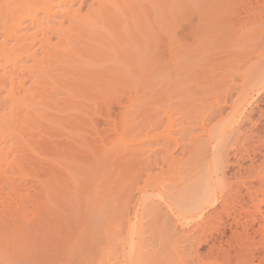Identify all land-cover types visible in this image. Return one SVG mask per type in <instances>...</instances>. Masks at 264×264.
Instances as JSON below:
<instances>
[{"label": "rangeland", "instance_id": "374dc122", "mask_svg": "<svg viewBox=\"0 0 264 264\" xmlns=\"http://www.w3.org/2000/svg\"><path fill=\"white\" fill-rule=\"evenodd\" d=\"M36 1L40 2L39 0H33L32 5L35 9H38V5H35ZM54 1H50V4L53 5L51 8L56 12L55 14H57V11H60V13L57 16L53 15L54 12L49 14L50 20L47 19L48 22L44 17L46 15L44 14L45 10L44 12L39 10L33 12L34 8L27 5L22 7L25 11L24 9L20 10L23 15L28 7L27 13L30 11L28 14L31 11V14H36L35 23L32 20L30 21L29 16L24 19L22 17L19 23L21 28L19 26V29L17 28V31H15L18 39L30 34L29 39L27 38L29 41H31L30 36H36L37 34L38 38H36L38 40L32 37L35 41L32 40L34 44L32 48H28V52H26L28 49L25 48L24 41L23 44L21 43L24 47L22 50L20 45L17 47L14 45L15 36L13 40L11 35V38L7 35L9 39L6 38L5 42H7L5 44L3 40L6 35L2 36L1 34L0 36V44L3 43L1 47L7 49V54L10 53L9 50H12V48L14 51L18 50V53L15 52V54L11 51L13 54H8V58L5 56L6 53L4 55V49H1L2 53L0 51V55H2L0 56V264H62L63 261L59 259L61 256L64 257L65 263L63 262V264H68V262L70 264L72 260L73 263L71 264H75L80 258L78 256L80 254L77 251L79 246L75 248L76 246H73V243L83 236H80V233H77L78 230L75 229L77 230L75 233L78 235H64L63 232L64 234L57 238L59 236L58 230L50 229L52 226L61 229L59 228L60 225L65 228L69 226L68 222H72L74 225L79 223V226L80 222H84L83 225L85 224L84 227L88 225V230L90 227L92 229L93 227L96 228L93 229V232L97 233V236L92 234L96 236L94 238L91 235L92 231H85L81 225L84 231L82 233L81 230V233L84 236L89 234L90 238L88 240H94V244L89 242L93 244L92 246H96L95 240L97 239L103 241H100L102 242V244L100 243L102 252H99L98 255H101V259L102 256L107 255L108 263H106L107 260L104 257L103 263L96 258V264H128L127 259L130 256H133L134 259L137 258L139 264H201L200 262L203 264L205 263L203 260L206 259L209 264L215 261L214 264H236V261L232 258L234 255L233 248L230 250V247L236 245L234 237H237L235 231H239V226L234 231L235 224L233 223L235 221L231 220L230 216L227 220H224L226 223L232 224L229 226L227 224L226 227L230 228L232 226L230 229L234 232L229 231V228L224 227L221 222L219 224L216 218H212L213 220L216 219L215 222L208 220L215 213L217 215V211L224 205L219 194L221 193L220 189H224L226 181L228 182L227 185L231 183V189L229 187L228 189L231 190L232 195L242 185L239 191L235 193L237 199H235L234 205L231 201L234 200V196L227 201L231 204V207L232 205L235 206V203L237 207L241 204L245 207L244 211H247V214L243 213V217L250 223H252V217H254L253 220H257L256 223L254 222V229H257L259 225L263 226L261 238L258 237V235H261L259 233L252 235V231H250V234L256 236L254 237L255 243H258V245L262 243L263 245H261L264 246V0H126L127 6H132L131 10L128 7L126 9L124 0L122 4V0H118L120 2L118 5L121 4V7L124 5L123 8L127 11L129 9L132 16L130 19L129 13L123 12L125 10H122L121 7H119L122 10L120 14V9H116L118 5L115 6V1L112 3L115 8L113 5V8H110L112 7L111 3L109 8H106L108 5L104 7L107 11H113V9L119 11V13L113 12L116 15L125 13L126 16H123L128 23L123 21L124 17L121 19L114 14L117 19L111 18V11L108 12L109 15L106 9L101 8L105 5L101 2L102 6L99 7L101 13L104 10L107 13L105 17L104 12L101 14L104 17L103 20L105 19L104 22H106L104 27L102 26L105 23H101L102 21H98L100 24H97L94 23L95 19L92 20V18H96L97 14L95 16L94 14L100 12L99 10L94 14H89L92 5L95 4L94 1L76 0L75 2L73 0V4L70 2L71 0L67 4L60 0ZM2 3L0 0V6H2ZM62 3L61 8L59 6ZM56 4L61 9L58 10ZM137 5L136 10L135 6ZM96 6L98 7V5ZM2 7H4V3ZM29 8L31 9L29 10ZM62 9L64 12L70 11L71 15L74 14L79 18V20L76 19L78 26L81 21L80 18H86L89 14L94 16L90 18L91 22L94 21L93 23L98 25H95L96 28H93V31L99 28V30L104 29L105 32L107 26V30L110 29L112 34L107 31L109 36L107 38L108 36H105L107 33L100 34L102 37L99 36L98 32L101 33L102 30H96L97 33H94L93 36L91 34L93 32L89 33L90 36L89 34L88 36L93 43L95 42L91 45L85 40L83 41L85 37L90 39L85 36L87 33H82V30H79L84 38L78 41L81 34L77 32L80 27L78 28L75 21V27L77 26L78 29L74 30L76 32H74V37L73 34L69 33L73 40H71V43L66 44L69 46L71 44L70 49H74L75 54L80 53V56L69 55L67 52V58H64L61 57L63 52L61 51V55H59L60 51L58 50L57 52L54 50L52 54H49V49H51V53L54 44L58 46L65 39V37L64 39L57 38L58 32L70 27L69 22L71 21L65 20H69L70 17H67L66 14L68 13H66L64 18ZM78 10L79 13H76ZM6 11L4 8H0V31H3L4 24L8 29V25L11 23V20L6 23L2 20L5 19ZM88 11L89 13H87ZM10 13L8 11V18L11 19ZM70 19L73 20L72 17ZM62 20L65 21L62 22ZM97 20H99V17ZM30 22L34 26L29 24ZM45 22L54 32L47 29L49 27H46ZM60 22L64 23L65 27L59 25ZM124 22L125 24H123ZM38 23L43 25L45 23V25L42 26ZM74 23L71 22L73 29L75 28ZM121 23L123 25H120ZM165 23H168L169 26ZM41 26L42 28H40ZM121 26H124L122 29L127 26L128 31H126V28L121 30L123 34L120 31ZM43 27L47 29V32L45 31V33H48L46 34L47 37L42 34L45 30ZM81 27L83 29V25ZM67 31H64L63 34L61 32V34H67ZM76 34H79V36ZM193 34H196L195 41L190 37L194 36ZM64 36L67 37L68 34ZM42 37L47 38V41H45L46 38L44 40L45 44H42ZM60 38L63 40L62 42H59ZM105 38L110 43L107 42L106 44ZM151 39L152 43L149 42ZM40 40L42 43H40ZM76 40L87 43V45L80 43L79 46ZM28 43L26 44L29 47L31 44ZM104 43L109 50L104 46ZM151 47L154 48H152L153 52ZM181 48H185L184 50H187V53ZM113 51L115 55H112L114 54ZM47 54L50 57H56L57 60L55 58V60H50ZM77 56L81 57L82 60ZM70 57L74 59L72 60ZM58 58H60L59 61ZM75 59L79 60L75 62ZM134 59H139V61ZM3 61L4 63H2ZM47 61L49 63L52 61L60 62L59 67L56 63L58 71L56 66V70L52 67L54 63L50 66ZM116 61L119 63H116ZM39 63H43V65L45 63V66L49 64L48 66L53 70L47 72L48 68L44 67V70L40 71L43 66L39 70V65H41ZM113 63L114 65L116 63L117 67ZM35 66L38 69H34ZM62 70L64 71L62 72ZM162 156L167 157V159L164 157L166 161ZM163 160L165 162H162ZM215 167H218V169L216 170ZM44 186L52 187L54 191H50L55 193L54 197L61 199L53 200L54 193L50 192L52 198H47L51 199L54 204L56 201V207L65 210V206H68L66 209L72 210H67L70 213L68 217H62L61 213L64 211H60L56 207L53 209V214H58L57 222L59 221V224H52L49 217L43 213V209L40 211V208L35 207L33 209L35 210L33 211L35 217L30 211L32 205H36L41 200L42 196L40 194L45 192L46 189ZM41 187L44 190H40ZM39 190L43 192L39 194ZM214 191L218 197L208 199L207 196V200L205 198L206 193L212 196V194H215ZM225 191L222 190V193ZM203 198L208 201V204L212 200L214 202L212 201L211 206L205 202L206 205L203 204L207 207H203V210L202 207L200 208L204 211H201L204 214L202 215L203 219L201 218L204 220L202 223V221H199L200 217H197L196 211L198 208L195 211V203L200 206L202 203L199 201ZM215 199L217 203H215ZM35 201L36 203H34ZM68 203L70 204L68 205ZM224 203L227 205L226 202ZM57 204H60V206ZM71 204H74L73 209L69 208V206H72ZM27 206L28 214L25 213L26 210L22 212V209ZM93 211L97 212L93 213ZM88 212L89 214H87ZM7 213L10 215H7ZM23 213H25L24 216ZM76 213H79V216ZM19 214L22 220L19 219ZM71 214L72 217H70ZM103 214L107 217H104ZM230 214L233 213L230 212ZM76 215L79 218H76ZM225 215L222 214V216ZM25 216L28 218H24ZM96 216L101 219L98 218V221ZM225 217L227 218V216ZM53 218L56 221L55 215ZM87 218L89 219L86 220ZM244 218L242 219L244 220ZM191 219L195 220V223ZM260 219L263 220L260 221ZM19 220H21V223ZM76 220H80V222L77 223ZM102 221L103 223H100ZM257 222L261 223L257 224ZM205 223L210 226H204V229L201 224ZM210 223H214L216 226L217 224L221 225L222 229L221 226H214L217 229L220 227V233L217 229L214 230V224L211 226ZM195 224H200L198 229L201 227L204 230L203 236L205 235L204 237L208 239L201 236V231L197 230ZM78 225H76V228H78ZM201 228L200 230H202ZM25 229L30 231H27L24 235ZM98 229L99 231L100 229L104 230V234L103 232L101 234ZM48 230L50 236L47 235ZM106 230L109 232L107 233ZM222 230L225 236L219 238ZM40 231L43 233L39 234L40 236L45 237L46 235L47 237V239L44 238V241H48V237L52 238L53 241L55 240L54 244H56V241H63L65 245H70V247L69 245L68 247L62 245L63 249H65L64 247L70 249L62 250L61 243L57 245L60 247L58 249L56 245L54 247L53 241H51L52 246L49 244L52 250L47 247L49 245L46 242L47 246L44 245L45 243L44 246L39 243L42 247L39 248L38 254H36V249L40 246L37 242H43L41 238H36V240L38 239L37 242L34 241L37 243V246L34 245L37 247L35 253L34 251L31 252L29 248L26 249V240L33 241L36 237L34 236L35 232L40 233ZM51 231L54 232L51 233ZM213 231H217L220 236ZM210 234H212L211 238ZM230 235L234 237L232 238ZM200 236L208 242L201 240L205 244H200L201 238L198 241ZM24 237L26 238L25 242ZM230 237L231 240L234 239L235 241L228 240ZM224 238H228L227 240L231 241L228 244L231 245L229 247L226 243L222 244V247L228 253L223 257L226 258L229 255L232 258L231 262L230 260L223 261L224 258L222 259L220 254L222 252H219L221 255L219 256L216 250H214V255H212V251V254L209 252L210 257L207 254L206 258L202 259L204 258L202 255L210 251L208 246L210 247L212 244L217 248L216 245L220 244V239L223 241ZM78 241L77 244L81 243ZM81 241H84V239ZM30 242H27V245ZM98 243L96 242V244ZM32 244L33 242L30 243V247ZM81 245L84 246L82 243ZM81 245L80 250L81 248L84 250L86 246L83 248ZM35 247H32L33 250ZM43 247L45 248L43 249ZM72 247L77 252L72 249L71 252L74 253H70ZM131 247H134L133 250ZM236 247L234 248L236 249ZM49 250L56 254L50 253ZM93 250L91 249V251ZM95 250L97 252V249ZM225 251L223 252L225 253ZM86 252L81 253L80 251L81 255ZM65 254L66 256H64ZM71 254L72 259L70 258ZM197 256H201L202 261L199 262ZM158 259L159 261H157ZM256 262H258L257 259L254 264H257Z\"/></svg>", "mask_w": 264, "mask_h": 264}, {"label": "bare ground", "instance_id": "6f19581e", "mask_svg": "<svg viewBox=\"0 0 264 264\" xmlns=\"http://www.w3.org/2000/svg\"><path fill=\"white\" fill-rule=\"evenodd\" d=\"M1 1L4 3V7H2V6H3V3H2V6H0V8H4L5 11L7 10V11H6L7 14L5 15V19H2V20H4L5 23H6L7 21H10V20H11V23H10L9 25L7 24V25H8V29L5 27L6 25L4 24V25H3V28H2L3 31H0V36H1V34H2V36H5V35H6V36L4 37L5 39L3 40V43L5 44V43L7 42V41L5 42L6 38H7V39L11 38V37H10V35H11V36L13 37V40L16 38V39H15L16 41H14V42H15L14 45H15L16 47L20 45V46H21L20 49H22V48H24V47H22V46H23L22 44L25 43V44H24V45H25V48H27V49H28V48H29V49L32 48V45L34 44L33 41L38 40V39H37V38H38V37H37V34H36V36H33V35H32V37H34L35 40H33L34 38L32 39V37L30 36V40H31V41L33 40L32 43H30L31 41L28 40L30 34H29V35H26V37L22 35L23 37H21V39L19 38V39L21 40V41H20V40L18 39V37H16V34H17V33L15 34V31H17L16 29L20 26L19 23H20V19L22 20V17H23V19H24L25 17H28V16H29L30 21L32 20V22L35 23V21H36V17H35L36 14H35V13H34V14H31L32 11H31L30 14H28V13L30 12V11H29V12L27 13V11H28V7H27V11H26V13L28 14L27 16L25 15L26 13L23 14V15H25V16H23V15L20 13V10H21L22 7H24L25 5L30 6L31 8H34L33 5H32V1H33V0H1ZM39 1H40V2L36 1V4H35V5H38L39 8H38V9H35V8H34V11H33V12H35L36 10H37V11L39 10V11H43V12H44V10H45V13H44V14H46V15H45L44 17H45L46 20H47V19L50 20V16H49V14H53L52 12H54L53 15H56V16L60 13V11H59V12L57 11V14H55L56 12L52 10L51 7H52L53 5L50 4V1L52 2V0H39ZM53 1H54V0H53ZM57 1H58V0H57ZM60 1H62L63 3L66 2V4H67L70 0H60ZM60 1H59V2H60ZM74 1L76 2V0H74ZM83 1H84V0H83ZM83 1H82V2H83ZM92 1H94L95 4H94V2H92V3H93L95 6L98 5V7L96 6V7H97V8H96L94 5H92L91 9L89 8V9H90V13H89V11H88L87 13H89V14H94V13H95L96 11H98V10H99L100 12H98V13L96 12V13L94 14V16L97 14V15L95 16L96 18H92V17H94V16H91V15H89V14H88L87 17H86L87 19H86L85 17H84V18H80V20L82 21V23H81V21H80L79 26H78V23H77L78 21H76V19L79 20V18H77V16L74 15V14L71 15V14H70V11L68 12V10H67V11L64 12V10L62 9L63 12H64V13H63V16H64V14L68 13V14L71 15V16H69L68 14H66L67 17H70V18L72 17L73 20H74V18L76 17L74 21L71 20L70 18H68L69 20H67V19H65V20H66V21H71L72 23H74V22L76 21L75 23H77V26H78V28L80 27V29H78L77 26L75 27V23L73 24L74 27H75V28L73 29V26L71 25V22H69V24H70V27H68L69 29H68V28L62 29V30H64V31H67V30H68V31H67V34H68L67 37H68V38H67L66 36H64V35H67V34L62 35V34L64 33V31H61V30H60V31L62 32V34H61V32L59 31V32H58V35H57V38L61 37L62 39H64V37H65L64 41H63L61 38H60L61 40L58 39L59 42H60V41H61V42L63 41L62 43L64 44V42H65V44L63 45V44L61 43L62 46H61V44L58 45V46H60V47L55 46V44H54V46H52L53 48H52L51 46H49V47H51V48L53 49L51 53H50L51 49H49V54H52L54 50H56V52H57V50H58V51H60V52H59L60 54H59V53H57V54L61 55V51H62V52L64 53L65 56H64L63 53H62L61 57L63 56L64 58H67V57H66L67 54H69V55H72V54H73L74 56L79 55L80 53H79V54H78V53L75 54L76 52L73 51L74 49H72V48L70 49L71 44H70V46L68 45L69 43L72 42L71 40H73V39H71L72 36H70V34H71V35L73 34V37H74V35H75V33H76L75 31L78 29V32H77V33H79V30H82V33H87L85 36H88L89 33L93 32V33H91L92 36H93L94 33H95V34L97 33L96 30H99V28H98V29H96V30L93 31V28H94V29L96 28V27H95L96 24H94V23L100 24V23H98V21H99V22L102 21L101 23H105V24H103L102 27H104V25H106V22H104L105 19L103 20V18L105 17V15H107V13H108L109 11H111V10H109V9H108L109 11H107V9H106V8H109V7H110V3H111V6H112V5L114 6V4H112L113 1L116 2V5H115V6H117V5L120 3L118 0H108V1H107V0H104L105 3L103 2V0H102V1H101V0H99V1L96 0L97 3H99V4H97L95 0H92ZM109 1H111V2H109ZM169 1H170V0H169ZM189 1H190V0H189ZM189 1H188V2H189ZM54 2H56V1H54ZM70 2H71L72 4L74 3L73 0H71ZM82 2H81V3H82ZM101 2H102L103 4H105L103 7H101V6H102V3H101ZM108 2H109V4H108ZM125 2H126V0H124V3H125ZM154 2H155V1H154ZM63 3L60 4L61 6L58 5L59 3L56 4V5H57L56 8H57L58 10L61 9ZM71 3H70V4H71ZM122 3H123V0L121 1V4H122ZM52 4H53V3H52ZM54 4H55V3H54ZM66 4H64V5L67 6ZM70 4H69V6H70ZM72 4H71V5H72ZM100 4H101V5H100ZM121 4L118 5V6L116 7V9H117V10L120 9V14H121L122 10L124 9L125 11H123V12H125V13H127V14L129 13V14H128V16H129V15H130L129 9H128V11L126 10L127 7H128V6H127L128 3H127V4H126V3L124 4V5L126 6V9L123 8L124 5H122V7H121ZM131 4H133V3H131ZM138 4H139V3H138ZM164 4H165V3H164ZM0 5H1V4H0ZM56 5H55V6H56ZM106 5H108V7H107ZM193 5H194V4H193ZM10 6H12L11 9H10ZM58 6L61 7V8H59ZM69 6H68V8H69ZM105 6H106V8H104ZM113 6L110 7V8H113ZM115 6H114V8H115ZM63 7H64V6H63ZM88 7H89V6H88ZM99 7L106 9L107 13L104 12L105 10H104V11L102 10V11L104 12V13L102 12L103 15H104V17L101 16V14H102V13H101V8H99ZM119 7H121L122 10H121V8H119ZM135 7H136V10H137L138 5L135 6ZM193 7H194V6H193ZM31 8H29V10H30ZM50 8H51V9H50ZM118 8H119V9H118ZM128 8H130V10H131V9H132V6L129 5ZM141 8H142V7H141ZM151 8H152V7H151ZM9 9H10V10H9ZM23 9H24V8H23ZM23 9H22V10H23ZM42 9H43V10H42ZM93 9H94V10H93ZM116 9H113V11H111V13H112L111 15L109 14L110 12L108 13V14L111 16V18L113 17V19L115 18L114 15H116V14H114V13H115V12H116V13H119V11H115ZM91 10H92V13H91ZM133 10H135V9H133ZM152 10H153V9H152ZM167 10H168V9H167ZM193 10H194V9H193ZM3 11H4V10H3ZM3 11H2V14H3ZM8 11H9V13H10V11H12V12L15 11L13 14H12V12H11L10 15H9V16L11 17V19L8 18ZM24 11H25V9H24ZM37 11H36V12H37ZM114 11H115V12H114ZM6 12H5V13H6ZM21 12H22V11H21ZM73 12H74V11H73ZM77 12L79 13V10L76 11V13H77ZM113 12H114V13H113ZM131 12H132V11H131ZM167 12H168V11H167ZM193 12H194V11H193ZM195 12H196V11H195ZM22 13H23V12H22ZM76 13H75V14H76ZM125 13H124V14L122 13V15L117 14L116 17H119V18L122 19V17H124L123 15H125ZM148 13H149V12H148ZM158 13H159V12H158ZM113 14H114V15H113ZM162 14H163V13H162ZM61 15H62V14H61ZM150 15H151V14H150ZM172 15H173V14H172ZM125 16H126V15H125ZM167 16H168V13H167ZM30 17H31V18H30ZM46 17H48V18H46ZM78 17H79V14H78ZM98 17H99V20H97ZM100 17H102V18H100ZM2 18H3V17H2ZM62 18H63V17H62ZM64 18H65V16H64ZM90 18H92V20L95 19V22H94V21H93L94 23L91 22ZM130 18H132L131 15L129 16V19H130ZM0 19H1V14H0ZM29 19H27V20H29ZM88 19H89V21H88ZM100 19H101V20H100ZM115 19H117V18H115ZM121 19H120V20H121ZM65 20H62V22H64ZM85 20H86V21H85ZM111 20H112V19H111ZM37 21H38V20H37ZM108 21H109V20H108ZM121 21H122V20H121ZM123 21H125L126 23H128V21L125 20V17H124ZM0 22H1V21H0ZM47 22H48V20H47ZM125 22H124L123 24H125ZM22 23H23V22H22ZM36 23H37V22H36ZM45 23H46V22H45ZM45 23H44V25H45ZM92 23H93V24H92ZM29 24H31V22H30ZM38 24H40V23H38ZM41 24H42V23H41ZM41 24H40V25H41ZM47 24H48V23H46V27L48 26ZM91 24H92V26L94 25V27H92ZM123 24L121 23L120 25H123ZM165 24H168V23H165ZM31 25H32V24H31ZM35 25H36V24H35ZM44 25L42 24V26H44ZM59 25L62 26V25H64V23H61V22H60ZM81 25H83V29H82ZM89 25H90V26H89ZM115 25L118 27L117 24H115ZM126 25H127V24H126ZM32 26H34V24H33ZM42 26H41L40 28H42ZM84 26H85V27H84ZM96 26H98V25H96ZM160 26H161V25H160ZM168 26H169V24H168ZM37 27H38V25H37ZM46 27H43V29L45 28L44 32H43V29H42V32H43L42 34H43V35L48 34V33H45V31L47 32V29H48V30L51 29V27H49V26H48L49 28H47V29H46ZM63 27H65V25H64ZM87 27H88V29H87ZM122 27H124V26H121V27H120V31H121V30H125V28H126V31H128V29H129L127 26H125V28H123V29H122ZM158 27H159V26H158ZM0 28H1V27H0ZM10 28H11V30H10ZM19 28H21V26H20ZM19 28H18V29H19ZM40 28H38V29H40ZM55 28H56V27H55ZM58 28H59V27H58ZM84 28L87 29V30H85ZM91 28H92V29H91ZM114 28H115V27H114ZM114 28H113V30H114ZM132 28H133V27H132ZM53 29H54V28H53ZM60 29H61V28H60ZM66 29H67V30H66ZM90 29H91L92 31H91ZM105 29H106L105 32L103 31L104 29H103V30L101 29V30H102L101 33L98 32V33H99V36H101L100 34H106L107 31L110 32V34H112L110 29L107 30V29H108L107 26H106ZM173 29H174V28H173ZM0 30H1V29H0ZM70 30H71L72 33L69 32ZM74 30H75V31H74ZM101 30H99V31H101ZM113 30H112V31H113ZM118 30H119V29H118ZM118 30H117V31H118ZM166 30H167V29H166ZM171 30H172V29H171ZM174 30H175V29H174ZM50 31L54 32V30H52V29H51ZM56 31H57V28H56ZM84 31H85V32H84ZM88 31H89V32H88ZM95 31H96V32H95ZM117 31H116V32H117ZM129 31H130V30H129ZM74 32H75V33H74ZM103 32H104V33H103ZM113 32H114V31H113ZM121 32L123 33V31H121ZM190 32H191V31H190ZM35 33H36V32H35ZM35 33H33V34L35 35ZM37 33H38V31H37ZM44 33H45V34H44ZM50 33H51V32H50ZM65 33H66V32H65ZM69 33H70V34H69ZM122 33H121V34H122ZM193 33H194V32H193ZM14 34H15V35H14ZM39 34H40V33H39ZM59 34H60V35H59ZM79 34H81V32H80ZM79 34H76V35L79 36ZM123 34H124V33H123ZM167 34H168V33H167ZM191 34H192V33H191ZM7 35H9V38H8ZM43 35H42V36H43ZM61 35H62L63 37H62ZM81 35H82V34H81ZM81 35H80V37H82V38L79 37V38H78V39H79L78 41H80V39H83V38H84V36H83V35L81 36ZM97 35H98V34H97ZM185 35H186V34H185ZM185 35H184V36H185ZM193 35H194V36H190V37H192V39L195 41V40H196V34H193ZM14 36H15V38H14ZM47 36H48V35H46V37H47ZM69 36H70V37H69ZM89 36H90V34H89ZM89 36H88V37H89ZM103 36H104V35H103ZM105 36H108V33H107ZM36 37H37V38H36ZM46 37H45V38H46ZM101 37H102V36H101ZM142 37H143V36H142ZM22 38H23V40H22ZM25 38H26V39L28 38L27 40L29 41V43H28V41H27ZM45 38L42 37L41 40H43V43H42L41 40H40V43L45 44V43H46V42H44ZM85 38H87V37H85ZM85 38L83 39V41L85 40V42H88V43H90L91 45H93V44L95 43V42H94V43L92 42V40H91L90 37H89L90 39H88V38L85 39ZM103 38H104V37H103ZM107 38H109V36H108ZM171 38H172V36H171ZM194 38H195V39H194ZM24 39H25L26 41H25ZM66 39H67V40H66ZM69 39H70V40H69ZM93 39H94V38H93ZM105 39H106V38H105ZM105 39H104V40H105ZM149 39H150V38H149ZM65 40H66L67 42H66ZM89 40H90V41H89ZM113 40H114V39H113ZM115 40H116V39H115ZM186 40H187V39H186ZM23 41H24V42H23ZM45 41H47V38H46ZM69 41H70V42H69ZM78 41L76 40V42H78ZM135 41H136V40H135ZM184 41H185V40H184ZM19 42H20V43H19ZM22 42H23V43H22ZM38 42H39V41H38ZM49 42H50V41H49ZM107 42H109V41L106 39V44H107ZM149 42L152 43V39H151ZM176 42H177V41H176ZM189 42H190V41H189ZM3 43L0 44V51H1V49H4V50H5L4 55H5V53L7 54V52H6L7 49L1 47V46L3 45ZM21 43H22V44H21ZM26 43L31 44V45H29V47H28ZM66 43H68V44H66ZM78 43H79V46H80L81 44L83 45L84 42L81 41V42H78ZM78 43H77V44H78ZM80 43H81V44H80ZM109 43H110V42H109ZM48 44H49V43H48ZM84 44L87 45V43H84ZM90 44H89V45H90ZM104 44H105V43H104ZM106 44L104 45L105 47H106ZM194 44L196 45L195 42H194ZM99 45H100V44H99ZM149 45H150V44H149ZM185 45H186V44H185ZM190 45H191V44H190ZM190 45H189V46H190ZM12 46H13V45H12ZM15 46H14V48H15ZM46 46H47V45H46ZM117 46H118V45H117ZM165 46H166V44H165ZM182 46H183V45H182ZM44 47H45V46H44ZM81 47H82V46H81ZM163 47H164V46H163ZM163 47H162V48H163ZM185 47H186V46H185ZM46 48H47V47H46ZM55 48H56V49H55ZM68 48H69V49H68ZM90 48H93V47H90ZM106 48H107V47H106ZM132 48H133V47H132ZM149 48H150V47H149ZM152 48H153V47H151V50H152ZM16 49H17V48H16ZM29 49H28L27 51H26V50H25V51L28 52ZM62 49H63L64 51H63ZM67 49H68V50H67ZM107 49L109 50V48H107ZM111 49H112V48H111ZM153 49H154V48H153ZM181 49H183V48H181ZM184 49H185V48H184ZM184 49H183V50H184ZM192 49H193V48H192ZM22 50H23V49H22ZM47 50H48V49H47ZM69 50H71V51L69 52ZM98 50H99V49H98ZM112 50H114V49H112ZM119 50H121V49H119ZM179 50H180V49H179ZM9 51H10V53H8L9 55L12 53L11 51H13L14 54H15V52L18 53V52H17L18 50L14 51L13 48H12V50H9ZM9 51H8V52H9ZM20 51H21V50H20ZM65 51H66V52H65ZM80 51H81V50H80ZM110 51H111V50H110ZM137 51H138V50H137ZM177 51H178V50H177ZM184 51L186 52L187 50H184ZM184 51H183V53H184ZM47 52H48V51H47ZM67 52H68V53H67ZM152 52H153V50H152ZM180 52H181V51H180ZM189 52H190V51H189ZM1 53H2V51H1ZM20 53H22V52H20ZM20 53H19V54H20ZM32 53H33V52H32ZM66 53H67V54H66ZM70 53H71V54H70ZM113 53H114V54H112V55H115V52H114V51H113ZM134 53H135V51H134ZM157 53H158V52H157ZM165 53H166V52H165ZM176 53H177V52H176ZM176 53H175V54H176ZM186 53H187V52H186ZM190 53H191V52H190ZM193 53H194V52H193ZM8 54L5 55L6 58H8V57H7V56H9ZM12 54H13V53H12ZM22 54H23V53H22ZM33 54H34V53H33ZM49 54H47V56L50 57ZM54 54H55V52H54ZM54 54H53V55H54ZM57 54H56V55H57ZM173 54H174V53H173ZM175 54H174V55H175ZM188 54H189V53H188ZM4 55H3V56H4ZM27 55H28V54H27ZM59 55H58V57H59ZM83 55H84V54H83ZM103 55H104V54H103ZM118 55H119V54H118ZM118 55H117V56H118ZM133 55H134V54H133ZM141 55H142V54H141ZM141 55H140V56H141ZM177 55H178V54H177ZM183 55H185V54H183ZM0 56H2V55H0ZM5 56H4V57H5ZM79 56H80V55H79ZM79 56H77V58L80 59L81 57H79ZM81 56H82V55H81ZM136 56H137V54H136ZM140 56H139V57H140ZM161 56H162V55H161ZM186 56H187V55H186ZM49 57H48V58H49ZM61 57H60V58H61ZM68 57H69V56H68ZM93 57H94V56H93ZM112 57H114V56H112ZM139 57H136V58H139ZM1 58H2V57H1ZM54 58L57 60L56 57H52V56L50 57V60H55ZM60 58H58V61H59ZM70 58H72V57H70ZM110 58H111V57H110ZM132 58H133V57H132ZM150 58H151V57H150ZM73 59H74V58H72V60H73ZM79 59H77V60H79ZM92 59H93V58H92ZM101 59H102V58H101ZM151 59H152V58H151ZM151 59H150V60H151ZM0 60H1V59H0ZM3 60H4V58H3ZM77 60L75 59L74 61L76 62ZM80 60H82V58H81ZM83 60H84V59H83ZM116 60H117V58H116ZM134 60H135V59H134ZM6 61H7V60H6ZM6 61H5V62H6ZM37 61H38V60H37ZM48 61H49V59H48ZM48 61H47V62H48ZM58 61H52L51 63H49V62H48V63L50 64V66H51L52 63H54V64H52V67L56 70L55 66L57 67V65L60 63V62H58ZM135 61H139V59H138V60H135ZM143 61H144V60H143ZM39 62H40V61H39ZM87 62H88V61H87ZM91 62H92V61H91ZM98 62H99V61H98ZM103 62H104V61H103ZM2 63H4V61H3ZM56 63H57V65H56ZM101 63H102V62H101ZM116 63H119V62L116 61ZM116 63H115V65H114V63H113V65L116 66V65H117ZM36 64L38 65V63H36ZM39 64H41V63H39ZM49 64H46L47 66H45V63H44V65H43V63H42L41 65H39V70H40V67L43 66V67L41 68L40 71H42V69L44 70V67H47V68L49 69V70L47 69V72H49L50 70L52 71L53 69H50V67L48 66ZM91 64H92V63H91ZM162 64H163V63H162ZM53 65H54V66H53ZM59 65H60V64H59ZM59 65H58V67H59ZM62 65H63V64H62ZM76 65H77V64H76ZM86 65H87V64H86ZM164 65H165V64H164ZM58 67H57V71H58ZM87 67H88V66H87ZM116 67H117V66H116ZM36 68H37V66H35L34 69H36ZM164 68L167 69V67H165V66H164ZM171 68H172V67H171ZM27 69H28V68H27ZM27 69H26V70H27ZM37 69H38V68H37ZM70 69H71V68H70ZM39 70H37V72H39ZM75 70H76V69H75ZM114 70H115V69H114ZM137 70H138V69H137ZM63 71H64V70H62V72H63ZM77 71H78V70H77ZM107 71H108V70H107ZM149 71H150V70H149ZM164 71H165V69H164ZM168 71H169V70H168ZM24 72H25V71H24ZM81 72H82V71H81ZM89 72H90V71H89ZM139 72H140V71H139ZM162 72H163V71H162ZM166 72H167V71H166ZM18 73H19V72H18ZM69 73H70V72H69ZM155 73H156V72H155ZM43 74H44V71H43ZM46 74H47V73H46ZM82 74H83V73H82ZM139 74H140V73H139ZM151 74H152V73H151ZM51 76H52V75H51ZM89 76H90V75H89ZM89 76H88V77H89ZM148 76H149V75H148ZM1 77H2V76H1ZM6 77H7V76H6ZM48 78H50V77H48ZM76 78H77V77H76ZM99 78H100V76H99ZM42 79H43V78H42ZM42 79H41V81H42ZM50 79H51V78H50ZM84 79H85V77H84ZM88 79H89V78H88ZM91 79H92V78H91ZM97 79H98V78H97ZM151 79H152V78H151ZM3 80H4V79H3ZM77 80L79 81V79H77ZM89 80H90V79H89ZM37 81H38V80H37ZM93 81H94V80H93ZM93 81H92V82H93ZM103 81H104V80H103ZM132 81H134V80H132ZM98 82H99V81H98ZM158 82H159V81H158ZM34 83H35V82H34ZM82 83H83V82H82ZM85 83H86V82H85ZM90 83H91V82H90ZM53 84H54V83H53ZM75 84H76V83H75ZM132 84H134V83H132ZM69 85H70V84H69ZM89 85H90V84H89ZM61 87H62V85H61ZM64 87H65V86H64ZM64 87H63V88H64ZM77 87H78V86H77ZM133 87H135V86H133ZM65 88H66V87H65ZM78 88H79V87H78ZM97 88H98V87H97ZM70 92H71V91H70ZM77 95H78V94H77ZM74 98H75V97H74ZM73 101H74V100H73ZM46 108H47V107H46ZM47 110H48V109H47ZM75 110H77V109H75ZM67 112H68V111H67ZM84 113H85V112H84ZM80 116H81V115H80ZM114 119H115V118H114ZM117 122H118V121H117ZM118 123H119V122H118ZM168 124H169V122H168ZM105 127H106V126H105ZM165 127H166V126H165ZM108 128H109V127H108ZM149 128H150V126H149ZM146 129H147V127H146ZM163 129H164V128H163ZM109 131H111V130H109ZM81 132H82V131H81ZM101 132H102V131H101ZM235 132H236V131H235ZM121 133H122V132H121ZM79 134H80V133H79ZM111 134H112V133H111ZM111 134H110V135H111ZM162 134H163V133H162ZM164 135H165V134H164ZM94 136H95V134H94ZM101 136H102V135H101ZM97 137H98V136H97ZM113 137H114V136H113ZM91 139H92V138H91ZM81 140H82V139H81ZM95 140H96V139H95ZM104 140H105V139H104ZM147 140H148V138H147ZM70 144H71V143H70ZM113 144H114V143H113ZM147 144H148V143H147ZM63 145H64V144H63ZM93 145H94V144H93ZM65 146H66V145H65ZM65 146H64V147H65ZM97 146H98V145H97ZM117 146H118V145H117ZM57 147H58V146H57ZM98 147H99V146H98ZM114 147H115V146H114ZM62 148H63V147H62ZM68 148H69V147H68ZM68 148H67V150H68ZM90 148H91V147H90ZM172 148H173V147H172ZM93 149H94V148H93ZM111 149H112V148H111ZM62 150H63V149H62ZM63 151H64V150H63ZM112 151H113V150H112ZM59 153H61V152H59ZM63 153H64V152H63ZM63 153H62V154H63ZM74 153H75V152H74ZM81 154H82V153H81ZM93 155H94V154H93ZM221 155H222V154H221ZM60 157H61V156H60ZM103 157H104V156H103ZM162 157H163V159L166 161L167 157H165V156H162ZM164 157H165L166 159H165ZM80 159H81V158H80ZM74 160H75V159H74ZM164 160H163L162 162H165ZM70 162H71V161H70ZM91 162H92V161H91ZM78 163H79V162H78ZM89 163H90V162H89ZM151 163H152V161H151ZM167 163H168V162H167ZM86 164H87V163H86ZM107 165H108V163H107ZM220 166H221V165H220ZM224 166H225V165H224ZM60 167H61V166H60ZM218 167H219V166H218ZM218 167H217V168L215 167L216 170L218 169ZM77 168H78V167H77ZM225 169H226V168H225ZM69 170H70V169H69ZM142 170H143V169H142ZM142 170H141V171H142ZM226 170H227V169H226ZM226 170H225V171H226ZM223 171H224V170H223ZM83 172H85V171H83ZM96 172H97V171H96ZM142 172H143V171H142ZM220 172H221V171H220ZM53 174H54V172H53ZM222 174H224V172H222ZM64 176H65V175H64ZM71 176H72V175H71ZM84 176H85V175H84ZM93 177H94V176H93ZM221 177H222V176H221ZM223 177H224V175H223ZM225 177H226V176H225ZM227 178H228V177H227ZM236 178H239V177H236ZM236 180H237V179H236ZM223 181H224V179H223ZM225 181H226V179H225ZM243 181L245 182V180H243ZM78 182H79V181H78ZM91 182H92V181H91ZM226 182H227V181H226ZM226 182H225V185H224L225 187L223 186L224 189L221 188V189H220V190H221V193L219 194L220 199L223 201V202H222V201H221V202H222V204H224V205L221 206V209L217 211V212H218L217 215H216V213H215L214 216H217V217H214V216H213V217H211V219L209 218L208 220L211 222V221L213 220L212 218H216L219 224H220V222H221V223L224 225V227H226L227 224H228V226H229V225H232L231 223H230V224H229V223H226V221L224 220V219L227 220V219L229 218V216H230V219L232 218L231 220H233V221H235V222L237 223V225H236L235 222H234V223L232 222L233 224H235V225H234V226H235L234 231L236 230V227L239 226V231H238V230H237V232L235 231V233H236L235 235H237V237H236L237 239H236L234 236H231L232 234L230 235L232 238L234 237V239L236 240V245L230 247L231 244H228V243L231 242V241H235L234 239L231 240V239H232L231 237H230L229 239L227 238L228 240H231V241H228V240L225 239V238H224L225 241H224V240L222 241V240L220 239V242H219L220 244H219V245H218V244L216 245L217 248H215L212 244H211V246H212L213 248H212L211 246H210L211 248L208 246V248H209L208 250H210V251H208V253H205V255L203 254L202 257H204V258H202V259H205L206 256H207V254H208V257H210L209 254H210L212 251H213V254H212V253H211V254L214 255V253H215L214 250H216V253H217V254H219V252L224 253L223 251H225V250H224V248L222 247V244H223V243H226V245H227V244L229 245L230 250H231V248H233L234 255L232 256V258L236 261V264H239V263H240V264H241V263H242V264H243V263H244V264H252V263L254 264V261H255L256 259H257V261H258V262H256L257 264H262V263H264V260L262 261V259H264V258H263V257H264V255H263V254H264V248H263L264 246H262L263 244H262L261 242H260V243H261L262 245H261L260 243H259L260 245H258V243H255V239H254V237H256V236H252V235H254V234L257 235V233H259V234H261V235H258V237L261 238L262 235H263V234H262V231H263V228H262V227H263V226L261 227V226L259 225V226L257 227V229H254V227H253V226H254V222L256 223L257 220H256V221L253 220L254 217H252V220H251L252 223H250V221L248 222L247 219L244 218L243 215H242L243 213L245 214V213L247 212V211H244V208H245V207L241 206V205H242V204H241L240 206H238V207H239V208H238L237 205H236V203H235V206H236L237 209H238V210H237L236 207L233 206V205H234L233 203H234L235 199H237L236 196H235V193H237V191H239V188H240L242 185H240V187L238 188V190H236V192L232 195L231 190L228 189V187L231 189V183H230L229 185H227L228 182H227V183H226ZM57 183H58V182H57ZM64 183H65V182H64ZM79 183H80V182H79ZM92 183H93V182H92ZM223 183H224V182H223ZM235 183H236V182H235ZM44 184H45V183H44ZM52 184H53V183H52ZM155 184H156V183H155ZM243 184H244V183H243ZM72 185H73V183H72ZM226 185H227V186H226ZM238 186H239V185H238ZM47 187H48L49 190L47 189ZM47 187L44 186V188H46L47 191H46V189L44 190L43 187L40 188V190L42 189V190H44L45 192L39 190V191H40L39 194H40L41 192H43V193L40 194V196H42V198H41L40 201H38L39 199L36 200V201H38V203H36V201L34 202V203H36L37 206H36L35 204H34L35 206L32 205L33 202L31 203V205H32V209H31L30 211L32 212V214H34L33 216L35 217V213H33V211H35V210H33V209H34L35 207H36V208H40V211L43 209V213H44L47 217H49V219H50L49 221L52 222V224H59V221L57 222V220H58V217H57L58 214H57V215H56V214H53V212H54L53 209H55V207H56V206H55L56 201H55V204H54V202L52 203L51 199L49 200V198H47V197L52 198V194H51V193H54V192H51V191H54V189H52V187H49V186H47ZM65 187H66V186H65ZM68 188H69V187H68ZM225 188H226V191H225ZM72 189H73V188H72ZM72 189H71V190H72ZM236 189H237V188H236ZM241 189H242V188H241ZM50 190H51V191H50ZM220 190H219V191H220ZM222 190H224L225 192L222 193ZM60 191H61V189H60ZM198 191H199V190H198ZM232 191H233V190H232ZM47 192H48V193H47ZM50 192H51V193H50ZM205 192H206V191H205ZM214 192H215V191H214ZM87 193H88V192H87ZM106 193H107V192H106ZM195 193H196V192H195ZM212 193H213V192H212ZM212 193H211V194H212ZM50 194H51V196H50ZM141 194H142V193H141ZM216 194H217V193L215 192V194H212V196H210V194L207 195V193H206V196H205V195H204V196H205L206 199H207V196L209 197L208 199H210V198H211V199H214L213 197H215ZM238 194H239V193H238ZM240 194H241V193H240ZM54 195H55V193L53 194V197H54ZM64 196H65V194H64ZM77 196H78V194H77ZM194 196H195V194H194ZM233 196H234L235 198H233L234 200H231V198H232ZM69 197H70V196H69ZM101 197H102V196H101ZM101 197H100V198H101ZM216 197H218V196H216ZM216 197H215V198H216ZM54 198H55V197H54ZM54 198H52V199H53V200L60 199V198H57V199H56V198L54 199ZM65 198H66V197H65ZM205 198H203V199L205 200ZM66 199H67V198H66ZM71 199H72V198H71ZM76 199H78V198H76ZM88 199H89V198H88ZM93 199H94V198H93ZM93 199H92V200H93ZM203 199H201V201H202ZM208 199H207V200H208ZM228 199H230L231 201H233V202H232V204H233L232 207H235L234 209L230 206L231 204H229V202H228L229 200H228ZM28 200H29V199H28ZM60 200H61V199H60ZM60 200H59V201H60ZM92 200H91V201H92ZM204 200H203V201H204ZM227 200H228V201H227ZM19 201H20V200H19ZM19 201H18V202H19ZM25 201H26V200H25ZM68 201H69V199H68ZM87 201H88V200H87ZM91 201H90V202H91ZM201 201H199L200 203H202V204H200V206H199L198 203H195L196 206H195V205H192V206H195V211H196V209L198 208L197 211H196V212H197L196 214H197V217H200L199 221H200V222L202 221V223H203L204 220H202V219H203L202 215H204V214H203L202 212H204V211H202V210H203V207H207V206H204V204L206 205V203H207L208 201H206V200H205L204 202H203V201L201 202ZM210 201H211V200H210ZM210 201H209V202H210ZM212 201H213V200H212ZM212 201L210 202V204H212ZM231 201H230V202H231ZM62 202H63V201H62ZM64 202H65V200H64ZM99 202H100V201H99ZM205 202H206V203H205ZM213 202H214V201H213ZM224 202H226V203L228 202L227 205H225ZM235 202H236V201H235ZM238 202H240V201H238ZM242 202H243V200H242ZM242 202H241V203H242ZM25 203H26V202H25ZM57 203H58V202H57ZM59 203H60V202H59ZM71 203H72V202H71ZM73 203H74V202H73ZM93 203H94V202H93ZM203 203H204V204H203ZM215 203H217V202H216V199H215ZM215 203H214V204H215ZM69 204H70V203H68V205H69ZM74 204H75V203H74ZM74 204H71L72 206H71V207L69 206V208H70V209H73V205H74ZM76 204H77V203H76ZM207 204H208V203H207ZM210 204H208V205L211 206ZM239 204H240V203H239ZM239 204H238V205H239ZM31 205H30V207H31ZM57 205H58V204H57ZM63 205H64V203H63ZM65 205H67V204L65 203ZM77 205H78V204H77ZM77 205H75V206H77ZM202 205H203V206H202ZM10 206H12V205H10ZM28 206H29V205H28ZM28 206L25 207L24 209H22V210H23L22 212H24V211L26 210L25 213H27V212L29 213V210L26 209V208H28ZM58 206H60V204H59ZM61 206H62V205H61ZM87 206H88V205H87ZM98 206H99V205H98ZM198 206H199V207H198ZM15 207H16V206H15ZM15 207H14V208H15ZM53 207H54V208H53ZM67 207H68V206H65V210L62 209V208L56 207L57 209L59 208L60 211H64V212L61 213V214H62V217H66V216L68 217V216H69L70 213L67 212V210H68V209H66ZM77 207H78V206H77ZM104 207H105V206H104ZM170 207H171V206H170ZM184 207H185V206H184ZM201 207H202V208H201ZM230 207H231V208H230ZM8 208H9V207H8ZM74 208H75V210L77 211L76 207H74ZM102 208H103V207H102ZM110 208H111V207H110ZM190 208H191V207H190ZM190 208H189V210H190ZM200 208H201L202 210H201ZM246 208H247V207H246ZM10 209H11V208H10ZM169 209H170V208H169ZM199 209H200V210H199ZM231 209H232V211H231ZM239 209H240V210H239ZM257 209H258V208H257ZM27 210H28V211H27ZM75 210H74V212H76ZM235 210H237V211H235ZM254 210H255V208H254ZM68 211H72V210H68ZM81 211H82V210H81ZM155 211H156V210H155ZM198 211H199V212H198ZM201 211H202V212H201ZM240 211H241V213H240ZM251 211H252V210H251ZM22 212H21V213H22ZM91 212H92V211H91ZM96 212H97V211H96ZM96 212L93 211V213H96ZM230 212L233 213V214L231 215ZM236 212H239V213L237 214ZM17 213H18V212H17ZM25 213H23V216H24ZM28 213H27V214H28ZM65 213H68V214L66 215ZM79 213H80V212H79ZM79 213H78V214L76 213V214L79 216ZM98 213H99V212H98ZM103 213H104V211H103ZM109 213H110V212H109ZM133 213H134V212H133ZM150 213H151V212H150ZM150 213H149V214H150ZM249 213H250V212H249ZM251 213H252V212H251ZM32 214H29V215H32ZM72 214H75V213H72ZM72 214H71L70 217H72ZM82 214H85V213H82ZM82 214H80V215H82ZM87 214H89V212H88ZM87 214H86V215H87ZM100 214H102V213H100ZM105 214H106V213H105ZM134 214H135V213H134ZM136 214H137V213H136ZM196 214H195V215H196ZM222 214H223V215L226 214L225 216H227V218H226L225 216H222ZM246 214H247V213H246ZM7 215H10V214L7 213ZM54 215H55L56 221H55V219L53 218ZM77 215H76L75 217H76V218H79ZM103 215H104V214H103ZM156 215H157V214H156ZM192 215H193V214H192ZM18 216L20 217L19 219H21V215L19 214ZM18 216H17V217H18ZM23 216H22V217H23ZM52 216H53V217H52ZM82 216H83V215H82ZM94 216H95V215H94ZM98 216H99V215H98ZM134 216H136V215H134ZM193 216H194V215H193ZM246 216H247V215H246ZM246 216H245V217H246ZM26 217H27V216H25L24 218H26ZM75 217H74V218H75ZM88 217H89V216H88ZM91 217H92V215H91ZM96 217H97V216H96ZM104 217H107V216L104 215ZM224 217H225V218H224ZM27 218H28V217H27ZM52 218H53V219H52ZM98 218L101 219L100 217H97V220H98ZM135 218H136V217H135ZM195 218H196V216H195ZM201 218H202V219H201ZM242 218H244V220H243ZM11 219H13V218H11ZM31 219H32V218H31ZM47 219H48V218H47ZM88 219H89V218H87L86 220H88ZM105 219H106V218H105ZM108 219H109V218H108ZM108 219H107V220H108ZM185 219H186V218H185ZM189 219H190V218H189ZM189 219H188V220H189ZM193 219H194V218H193ZM216 219H214V220H216ZM255 219H256V218H255ZM8 220H9V219H8ZM21 220H22V219H21ZM21 220H19L20 223H21ZM23 220H24V219H23ZM34 220H35V219H34ZM51 220H52V221H51ZM59 220H60V219H59ZM83 220H84V219H83ZM191 220H192V219H191ZM214 220H213L212 222H215ZM261 220H263V219H260V221H261ZM13 221H14V220H13ZM25 221H26V220H25ZM27 221H29V220L27 219ZM27 221H26V224H27ZM31 221H32V220H31ZM35 221H36V220H35ZM76 221H77V223H78V221L80 222V220H76ZM98 221H99V220H98ZM182 221H184V220H182ZM192 221H193V220H192ZM194 221H195V220H194ZM194 221H193V222H194ZM1 222H2V221H1ZM56 222H57V223H56ZM94 222L96 223V221H94ZM105 222H106V220H105ZM108 222H109V221H108ZM186 222H187V219H186ZM188 222H189V221H188ZM197 222H198V221H197ZM197 222H196V223H197ZM230 222H231V221H230ZM12 223H13V222H12ZM23 223H24V221H23ZM30 223H31V222H30ZM30 223H29V224H30ZM60 223H62V221H60ZM68 223H69V226H66L65 228L62 227V226L60 225L61 227L59 226V228H61V229H58L57 227L54 228L53 226H52L50 229L53 228V229H57V230H58V232H59L60 234L58 233L59 236H57V238H59V237H60L61 235H63L64 233H65L64 235L67 234V235H70V236H73L74 234H75L74 236H76V235H78L77 233H80L79 235H80V236H83L82 238L84 239V241H81V240H83L82 238H81V239H77V240H79L82 244H84V246H82L81 243H78V244L81 245V247L84 248V247L86 246L84 250H83L82 248H81V250H80V248H79L80 245H78V244L76 243L77 240H76V241L73 240V241L76 243V245H75V243L72 242V243L74 244V245H73V244H72V245H73V246H76L75 248H77V246H79V247H78L79 249L77 248V251L79 252L80 255H78V254H77V255H78L80 258L77 256V259H78V258H79V259L82 258V259H81L82 261L79 260V259H78L79 261H78L77 259H75V260H77L75 264H77V262H78V264H79V262H80V264H96V263H97V262H96V258H97V260H101V262L103 263V262H104V259H103L104 257H105V260H107L106 263H108V259H106V256H107V255H105L106 253L104 254L105 256H102V259H103V260H102L101 257H100L101 255H100V256L98 255V254H100L99 252H102V245H101V244H102L103 241L100 240V239H97V240H95V241H96V242H99V243L96 244V242H95V245H96V246H92V245L94 244V242H93L94 240L89 239V240H92V241H89V240H88V238H90V237L88 236L89 234H87L86 236H84V235L82 234V233L84 232V231H83V228H84V230L87 231V232H88L89 230H91V231L93 232V229H96V228L93 227V229H92V228L89 226L90 229L88 230V228H87L88 225L84 227V225H85V224L83 225L84 222H82V223L80 222V226L78 225L79 223H78V224H75V225H74V223H72V222H71L72 224H71L70 222H68ZM100 223H103V221L100 222ZM194 223H195V222H194ZM198 223H199V222H198ZM258 223H261V222H257V224H258ZM48 224H49V223H48ZM52 224H49V225H52ZM87 224H88V223H87ZM96 224H97V223H96ZM104 224H105V223H104ZM110 224H111V223H110ZM206 224H207V223H205V224H201V225L203 226L202 228H204V226H207ZM210 224H211V226H212L214 223H210ZM216 224H217V223H216ZM22 225H23V224H22ZM33 225H34V224H33ZM33 225H31V226H33ZM73 225H74V226H73ZM76 225H78V228H76V227H77ZM81 225L83 226V228L81 227ZM89 225H90V224H89ZM102 225H103V224H102ZM106 225H107V224H106ZM195 225H197V224H195ZM7 226H8V225H7ZM7 226H6V228H7ZM12 226H13V225H12ZM16 226H17V225H16ZM27 226H30V225H27ZM35 226H36V224H35ZM63 226H64V225H63ZM156 226H157V225H156ZM198 226H200V224L197 225L196 228H197V230L201 231V234H202L201 236H203V234H204L203 231H204V230H203L201 227H200V228H201L202 230H200V228L198 229ZM209 226H210V225H208L207 227H209ZM214 226H216V225H215V224L213 225V228H215L214 230H216V229H217L216 227H217V226H221V225H218V224H217L216 227H214ZM255 226H256V225H255ZM4 227H5V226H4ZM4 227H3V229H4ZM9 227H11V226H9ZM14 227H15V226H14ZM33 227H34V226H33ZM67 227L69 228V230H68ZM73 227H75V228H73ZM104 227H105V226H104ZM109 227H110V226H109ZM149 227H150V226H149ZM231 227H232V226H230V228H231ZM22 228H23V227H22ZM25 228H26V227H25ZM62 228H63V229H62ZM66 228H67V230H66ZM70 228H71V229H70ZM107 228H108V227H107ZM154 228H155V227H154ZM213 228H212V229H213ZM219 228H220V227H219ZM219 228L217 229L218 232H219V230L222 229V226H221V229H219ZM226 228L228 229L229 227H226ZM230 228H229L228 230H229V231H232ZM17 229H18V228H17ZM17 229H16V230H17ZM30 229H31V228H30ZM40 229H41V228H40ZM47 229H49V228H47ZM47 229H45V230H47ZM53 229H52V230H53ZM73 229H74V230H73ZM75 229H77L78 231L80 230V231L78 232V231L75 230ZM155 229H156V228H155ZM204 229H205V228H204ZM223 229L225 230V228H223ZM19 230H20V229H19ZM41 230H42V229H41ZM45 230H44V232H45ZM71 230H72V231H71ZM81 230H82V233H81ZM110 230H111V229H110ZM151 230H152V228H151ZM209 230H210V229H209ZM6 231H7V230H6ZM22 231H23V230H22ZM27 231H30V230L25 229V231H24L23 234L25 235ZM48 231H49V230H48ZM69 231H70L71 233H72L73 231H74V232H73L72 235H71V233L69 234ZM75 231H77V233H75ZM94 231H95V230H94ZM98 231H99V229H98ZM106 231H107V230H106ZM217 231H216V232L213 231V232L216 233V234L218 235L220 232L217 233ZM234 231H232V232H234ZM250 231H252V233H251ZM46 232H47V231H46ZM52 232H54V231H51V233H52ZM63 232H64V233H63ZM92 232H91V235H92V234H96V236H97V233H94V232L92 233ZM95 232H96V231H95ZM99 232H101V234H102V232H103V234H104V230L102 231V230L100 229ZM108 232H109V231H107V233H108ZM137 232H138V231H137ZM232 232H231V233H232ZM260 232H261V233H260ZM7 233H8V232H7ZM28 233L30 234V232H28ZM32 233H33V232H32ZM37 233H38V232H35V234L33 233L34 236H36V237H35V239H34L33 241H31V242H33V244H32L33 246L31 245V247H30V243H31V242H30V239H29V241H27L26 238L24 237V238H25V239H24V242H25V240H26V242H25V243H26L25 248H26V247H27L26 249L29 248V249L31 250V252L34 251V253H35V249L37 248V247H35V246H37V243H38V245H40V244L43 245V244L46 242L49 246H47L46 243H45L44 245L47 246V247H49V248L52 246V243H53L54 247H55V245L57 246L59 243H61V244H60V247H62V245H65V244L63 243V241H61V242L56 241V244H54V243H55V242H54L55 240L53 241V239L50 238V237H48V241H47V240L44 241L45 239H47L46 235H45V237H46V238H45L44 236H40L41 234H43V233H41V231H40V233H38V234H37ZM47 233H48L47 235H49L50 231L47 232ZM61 233H62V234H61ZM107 233H105V234H107ZM128 233H129V232H128ZM138 233L140 234V232H138ZM250 233H251L252 235H251ZM263 233H264V232H263ZM39 234H40V235H39ZM44 234H45V233H44ZM98 234H100V233H98ZM139 234H138V235H139ZM142 234H143V233H142ZM205 234H207V233H205ZM12 235H13V234H12ZM12 235H11V236H12ZM31 235H32V234H31ZM53 235H54V234H53ZM107 235H108V234H107ZM211 235H212V234H210V238H211ZM220 235H221L222 237H221ZM220 235H218V236H220L219 238H223V237L225 236L223 230H222V232H221ZM223 235H224V236H223ZM19 236H20V235H19ZM34 236L32 235V237H34ZM49 236H50V235H49ZM51 236H52V235H51ZM87 236H88V237H87ZM92 236H94V238L96 237L95 235H92ZM140 236H141V235H140ZM201 236L198 237V241H199V238H201ZM204 236H205V235H204ZM204 236H203V237H204ZM260 236H261V237H260ZM42 237H43V238H42ZM86 237H87V238H86ZM98 237H100V236L98 235ZM98 237H97V238H98ZM208 237H209V236H208ZM10 238H11V237H10ZM22 238H23V237H22ZM36 238H41V239L43 240V242H42V243L39 242V241L37 242L38 239L36 240ZM44 238H45V239H44ZM53 238H55V237H53ZM112 238H113V237H112ZM204 238H206V237H204ZM204 238H203V239L201 238L200 241H201V240H205L204 242L207 243L208 241H207L206 239H208V238H206V239H204ZM210 238H209V239H210ZM212 238H213V237H212ZM41 239H39V240H41ZM10 240H11V239H10ZM42 240H41V241H42ZM58 240H59V239H58ZM87 240H88V242H86ZM103 240H104V239H103ZM130 240H131V238H130ZM196 240H197V239H196ZM210 240H211V239H210ZM261 240H262V239H261ZM7 241H8V240H7ZM34 241L37 242V243H35ZM51 241H53V242L51 243ZM79 241H78V242H79ZM100 241H102V242H100ZM200 241H199L200 244H203V243H204L203 241H201V242H200ZM217 241H218V240H217ZM10 242H11V241H10ZM27 242H30V243H28L29 246L27 245ZM89 242H91V243H93V244H91V243H89ZM209 242H210V241H209ZM39 243H40V244H39ZM49 243L51 244V246H50ZM85 243H86V244H85ZM100 243H101V244H100ZM143 243H144V242H143ZM254 243H255L256 245H255ZM89 244H90V246H89ZM111 244H112V243H111ZM204 244H205V243H204ZM34 245H35V246H34ZM44 245H43V246H44ZM68 245H69V244H68ZM68 245H65V246L68 247ZM99 245H100V246H99ZM228 245H227V246H228ZM15 246H16V245H15ZM98 246H99V247H98ZM114 246H115V245H114ZM131 246H133V245H131ZM198 246H199V244H198ZM236 246H237V247H236ZM16 247H17V246H16ZM32 247H35L34 250H33ZM40 247H42V246L40 245V246H38V248L36 249V254H38L37 251L39 250ZM60 247L57 246L58 249H59ZM66 247H64V248L67 249V250L70 249V248L68 249V248H66ZM69 247H70V245H69ZM87 247H89V248L87 249ZM92 247H95V248H92ZM110 247H112V246H110ZM234 247H236V249H235ZM25 248H24V249H25ZM31 248H32V249H31ZM44 248H45V247H43V249H44ZM75 248L72 247L71 250H70V253H74V252H71V251H72V249H73V251H76ZM90 248H91V249H94V250H93L94 253H93V251H91ZM99 248H100V249H99ZM104 248H106V247H104ZM104 248H103V249H104ZM131 248H132V247H131ZM133 248H134V247H133ZM133 248H132V250H133ZM214 248H215V249H214ZM14 249H16V248H14ZM40 249H41V248H40ZM61 249H62V250H65V249H63V247H62ZM89 249H90V252H89ZM95 249H97V252H96ZM98 249H99V251H98ZM212 249H213V250H212ZM234 249H235V250H234ZM50 250H52V249L50 248ZM50 250H49V252H50ZM67 250H66V251H67ZM86 250H87V252H86ZM107 250H108V249H107ZM3 251H4V250H3ZM11 251H12V250H11ZM54 251H55V250H54ZM57 251H59V250H57ZM77 251H76V252H77ZM80 251H81V253H82V252H83V253L86 252V253L81 255ZM104 251H105V250H104ZM206 251H207V250H206ZM29 252H30V251H29ZM41 252H42V251H41ZM41 252H40V253H41ZM49 252H48V255H49ZM52 252H53V251H52ZM52 252H50V253H52ZM60 252H61V250H60ZM76 252H75V253H76ZM105 252H106V251H105ZM209 252H210V253H209ZM24 253H25V252H24ZM26 253H27V251H26ZM61 253H62V252H61ZM92 253H93V254H92ZM96 253H97V254H96ZM108 253H109V252H108ZM196 253H197V252H196ZM222 253H220V254L222 255V259L224 258L223 261L230 260V262H231L232 258L229 257V255L226 256V258L228 257L227 259H226L225 257H223L224 255L228 254L227 251H225L224 254H222ZM259 253H263V254H259ZM52 254H56V253H52ZM68 254H69V253H68ZM68 254H67V259H68ZM111 254H112V253H111ZM198 254H199V253H198ZM217 254H216V255H217ZM220 254H219V256H221ZM8 255H9V254H8ZM30 255H32V254H30ZM39 255H40V254H39ZM41 255H42V254H41ZM41 255H40V256H41ZM61 255H62V254H61ZM73 255H74V254H73ZM93 255H94V256H93ZM95 255H96V256H95ZM97 255H98L99 257H98ZM109 255H110V253H109ZM212 255H211V256H212ZM53 256H55V255H53ZM58 256H59V255H58ZM64 256H66V254H65ZM71 256H72V254L70 255V258L72 259ZM74 256H75V255H74ZM74 256H73V257H74ZM81 256H82V257H81ZM136 256H137V255H136ZM8 257H9V256H8ZM61 257H62V256H61ZM61 257H60L59 259L62 260V261L64 262V259H63L64 257H62V259H61ZM93 257H94V258H93ZM197 257H198V260H199V262H200V260H201V256H197ZM197 257H196V258H197ZM208 257H207V258H208ZM45 258H46V257H45ZM56 258L58 259V257H56ZM75 258H76V257H75ZM107 258H108V257H107ZM109 258H110V256H109ZM161 258H162V257H161ZM161 258H160V260H161ZM199 258H200V259H199ZM230 258H231V259H230ZM48 259L50 260L49 257H48ZM54 259H55V257H54ZM73 259H74V258H73ZM136 259H137V258H136ZM136 259H134L133 256H132V257L130 256V257L127 259L128 264H134V263H135V264H139V262L137 261L138 259H137V260H136ZM149 259H150V257H149ZM254 259H255V260H254ZM52 260H53V259H52ZM65 260H66V259H65ZM11 261H12V260H11ZM68 261H69V259H68ZM72 261H73V260H72ZM72 261H70V262L73 263ZM157 261H159V259H158ZM201 261H202V260H201ZM210 261H211V260H210ZM210 261H209V262H210ZM63 262H62V264H63ZM74 262H75V261H74ZM199 262H198V263H199ZM203 262H205V263H203V264H206V263L209 264L208 261H207V259H206L205 261L203 260ZM215 262H216V261H215ZM215 262H214V263H215ZM233 262H234V261H233ZM41 263H42V262H41ZM60 263H61V262H60ZM64 263H65V262H64ZM71 263H70V264H71ZM98 263H99V262H98ZM102 263H99V264H102ZM159 263H160V262H159ZM200 263L202 264V262H200ZM212 263H213V262H212ZM212 263L210 262V264H212ZM214 263H213V264H214ZM224 263H225V262H224ZM4 264H5V263H4ZM18 264H19V263H18ZM38 264H39V263H38ZM42 264H43V263H42ZM44 264H45V263H44ZM48 264H49V263H48ZM68 264H69V262H68ZM219 264H220V263H219Z\"/></svg>", "mask_w": 264, "mask_h": 264}]
</instances>
